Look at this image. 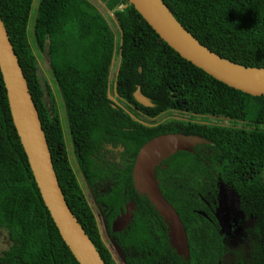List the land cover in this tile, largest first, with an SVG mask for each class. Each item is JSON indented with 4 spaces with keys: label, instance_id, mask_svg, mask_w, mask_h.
Masks as SVG:
<instances>
[{
    "label": "trees",
    "instance_id": "1",
    "mask_svg": "<svg viewBox=\"0 0 264 264\" xmlns=\"http://www.w3.org/2000/svg\"><path fill=\"white\" fill-rule=\"evenodd\" d=\"M102 1L118 24L92 0H38L36 7L34 0H0L70 208L106 264L116 263L87 201L89 186L110 213V233L130 264H264V96L230 87L181 57L132 4L118 9L128 0ZM163 1L210 50L244 66L264 67V0ZM47 42L54 92L38 74ZM114 57L120 63L115 90L122 106L108 96L114 91L109 83ZM138 87L154 106L136 101ZM138 111L171 117L147 126L132 117ZM169 133L206 139L156 170L163 195L185 225L189 259L170 245L168 225L133 180L139 150ZM107 145L124 148L120 162L105 159ZM219 181L236 190L244 212L240 222L249 224L240 249L215 216ZM129 202L135 204L133 220L123 231H112V220ZM0 225L12 241L4 264H79L44 204L1 70Z\"/></svg>",
    "mask_w": 264,
    "mask_h": 264
},
{
    "label": "water",
    "instance_id": "2",
    "mask_svg": "<svg viewBox=\"0 0 264 264\" xmlns=\"http://www.w3.org/2000/svg\"><path fill=\"white\" fill-rule=\"evenodd\" d=\"M97 1L99 10L103 12L104 8L107 15L118 24V18L114 11L110 10L102 0ZM128 4H132L156 33L181 57L230 87L253 96H264V67L244 66L210 50L179 22L163 0H128L127 4L118 9L122 10ZM45 56L50 69L48 42ZM115 59L114 57L111 69L115 65ZM0 70L7 91L13 123L28 157L44 204L62 239L79 264H106L94 242L70 208L62 191L39 111L1 13ZM38 74L41 78L40 70H38ZM134 97L144 106H154L152 101L142 93L140 87L134 92ZM110 98L116 101L114 97ZM132 117L144 125L151 126L148 122L138 120L134 115ZM204 142L206 139L203 137L182 133L157 136L139 150L133 167V180L136 189L141 194L147 195L164 218L169 229L170 245L186 259H189L190 256L187 231L179 213L163 195L156 178V169L165 159L178 151H188L193 146ZM218 187L215 216L221 225V232H224L232 240L234 237H239L249 224L240 222V219L244 218V212L240 208V197L236 190L224 181H219ZM86 198L95 215L101 238L110 251L113 261L116 264H129L124 250L111 235L105 209L96 201V196L90 186ZM134 206L133 202L126 205L122 215L113 222L112 231L124 230L133 217Z\"/></svg>",
    "mask_w": 264,
    "mask_h": 264
},
{
    "label": "flooded vegetation",
    "instance_id": "3",
    "mask_svg": "<svg viewBox=\"0 0 264 264\" xmlns=\"http://www.w3.org/2000/svg\"><path fill=\"white\" fill-rule=\"evenodd\" d=\"M113 23V21H112ZM119 65L120 63H116L115 62V65L113 67V69L110 68V75H109V83H113L114 85V91H110L109 90V98L110 97H114L116 99V101L111 100L113 102H115V104H121L123 105L124 101L122 100V98L119 96L118 93H116V90L117 89V83H116V79H117V75H118V70H119ZM109 84V85H110ZM118 94V95H117ZM138 117L136 116V118L138 120H141V121H145V122H148L151 126L154 125V124H157L158 122H162L168 118H170L171 116L170 115H167L166 117L163 116V115H158V116H155V117H149V116H146L144 113H142L141 111H138ZM135 116V115H134ZM185 118V117H183ZM124 151V148H122L121 146H116V147H113L111 145H107V148L103 149L102 150V153L104 154V157L106 160H108L109 162L113 163L114 161H118L120 162L121 161V156H120V153ZM157 170V169H156ZM100 205V204H99ZM103 208V207H102ZM134 210H135V206H134V209H133V217H134ZM125 210L121 209L120 211V214L117 215L113 220H112V225H111V228L113 226V222L117 219V217H120L122 215V213L124 212ZM105 215H106V209H105ZM110 215V213L108 212L106 217H108ZM133 217L130 219V222L133 220ZM108 220V219H107ZM165 221V220H164ZM129 222V223H130ZM166 223V222H165ZM129 226L126 225L125 228H127ZM221 226V225H220ZM124 228V229H125ZM110 229V227H109ZM169 230V229H168ZM123 231V230H122ZM121 232V231H120ZM241 235V234H240ZM239 235V237H240ZM168 237H169V232H168ZM231 241V242H230ZM230 243H232V246H234L233 244L234 243H237V242H241L238 241V238L237 237H234L232 238V240L230 239ZM12 244V241L10 240V237L8 236V231H6V228L2 227L0 225V264H4L2 262V258L4 257V253L5 251H7L10 246ZM236 247V246H235ZM239 249H240V246H239ZM184 257V256H183ZM129 263V262H128ZM130 264V263H129Z\"/></svg>",
    "mask_w": 264,
    "mask_h": 264
},
{
    "label": "rangeland",
    "instance_id": "4",
    "mask_svg": "<svg viewBox=\"0 0 264 264\" xmlns=\"http://www.w3.org/2000/svg\"><path fill=\"white\" fill-rule=\"evenodd\" d=\"M93 2H94V3H97L98 1H97V0H93ZM37 3H38V0H34V5H35V7H36ZM102 11H103V13H104V12H105V9L103 8ZM104 14L107 15L106 12H105ZM113 23H115V21H114ZM39 66H40L39 70H40V74H41V79H42V82L44 83V86H45V84L48 82V84L52 85L51 87H52V90H53V92H54L55 89H56V87H55V85H54L53 78H52V75H51V73H50V69H49L48 64H47V57H46L45 55L41 57V59H40V61H39ZM45 82H46V83H45ZM45 88H46V86H45ZM55 94H57V92H55ZM56 98H57L58 105H59V107H60L61 114H62V116L64 117V111H63L62 104H61V98H60V96H58V95H56ZM46 103H47L50 107H51L52 104H53V103L50 101V96H49L48 94L46 95ZM78 173H79V171H78ZM79 175H80V177H81V179H82L83 177H82L81 173H79ZM82 181H83V179H82ZM87 192H88V191H87ZM240 240H241V238L239 237L238 241H240ZM230 242H231V241H230ZM241 242H242V241H241ZM241 242H240V243H239V242L234 243V244H233L234 247H235V246L238 247V246L241 244Z\"/></svg>",
    "mask_w": 264,
    "mask_h": 264
},
{
    "label": "clouds",
    "instance_id": "5",
    "mask_svg": "<svg viewBox=\"0 0 264 264\" xmlns=\"http://www.w3.org/2000/svg\"><path fill=\"white\" fill-rule=\"evenodd\" d=\"M93 1V0H92ZM97 4V3H96ZM98 5V4H97ZM99 8V7H98ZM238 238V237H237Z\"/></svg>",
    "mask_w": 264,
    "mask_h": 264
},
{
    "label": "crops",
    "instance_id": "6",
    "mask_svg": "<svg viewBox=\"0 0 264 264\" xmlns=\"http://www.w3.org/2000/svg\"><path fill=\"white\" fill-rule=\"evenodd\" d=\"M163 163V162H162Z\"/></svg>",
    "mask_w": 264,
    "mask_h": 264
}]
</instances>
